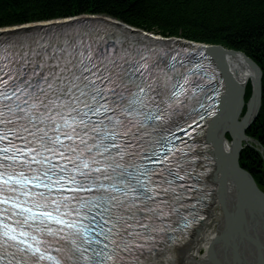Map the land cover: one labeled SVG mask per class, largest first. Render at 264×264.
I'll return each mask as SVG.
<instances>
[{
	"label": "snow or ice",
	"instance_id": "obj_1",
	"mask_svg": "<svg viewBox=\"0 0 264 264\" xmlns=\"http://www.w3.org/2000/svg\"><path fill=\"white\" fill-rule=\"evenodd\" d=\"M86 47L64 58L0 55V154L11 161L0 164V204L11 200L12 215L23 217L18 227L0 222L3 264H159L152 233L163 229L155 221L182 199L177 182L186 179L166 126L185 99H197L195 89L174 63L165 70L126 49ZM73 214L82 219H66ZM33 224L36 234L24 231ZM45 234L63 241L62 258L42 251L52 243Z\"/></svg>",
	"mask_w": 264,
	"mask_h": 264
},
{
	"label": "trees",
	"instance_id": "obj_2",
	"mask_svg": "<svg viewBox=\"0 0 264 264\" xmlns=\"http://www.w3.org/2000/svg\"><path fill=\"white\" fill-rule=\"evenodd\" d=\"M84 15L245 54L263 74L260 112L247 135L264 148V0H0V28ZM251 96L249 86L245 101ZM240 164L264 188L261 155L246 149Z\"/></svg>",
	"mask_w": 264,
	"mask_h": 264
},
{
	"label": "water",
	"instance_id": "obj_3",
	"mask_svg": "<svg viewBox=\"0 0 264 264\" xmlns=\"http://www.w3.org/2000/svg\"><path fill=\"white\" fill-rule=\"evenodd\" d=\"M24 29L25 28H21V30ZM148 37L152 38V36ZM244 57L254 65L255 69L253 100L249 108L236 120V122H232L233 140L225 144L229 159L227 160L226 157V161L223 160L227 172L224 192L225 168L219 181L221 206L218 212L220 219L218 238L207 252L194 264H235L232 260L231 249L234 257L236 255L238 258L235 257L236 261L239 260V257L243 256L242 262L240 259L238 264H250L249 261H253L254 264L264 263V188L262 192L258 188L253 176L241 168L239 164L241 145H251L253 143V140L249 138L246 140L244 133L246 132V126L250 125L255 120L260 108L261 89H259V87L261 86L260 78L262 73L251 60L246 56ZM252 145H256V143ZM221 150L226 156L224 147H222ZM255 221L257 224V231L254 232L253 225ZM260 224L262 226H260ZM254 236L258 240L259 248L256 247L257 240H253ZM245 240L247 241L245 242ZM250 242L256 246H252ZM223 251L225 252L227 260L224 257ZM227 253H230V259ZM240 254L241 256H239ZM260 260L262 261L261 263Z\"/></svg>",
	"mask_w": 264,
	"mask_h": 264
},
{
	"label": "bare ground",
	"instance_id": "obj_4",
	"mask_svg": "<svg viewBox=\"0 0 264 264\" xmlns=\"http://www.w3.org/2000/svg\"><path fill=\"white\" fill-rule=\"evenodd\" d=\"M66 22V21H65ZM46 26V25H40ZM33 27V25H32ZM31 27V28H32ZM34 28V27H33ZM11 31H14L11 29ZM25 32H28V30ZM158 38V37H157ZM239 53V54H238ZM237 54L233 51H226L225 52V65L228 68V71L231 70L232 79L236 82L235 85L238 87L235 91V99L231 103V108L233 111L235 110V114L232 117L229 114V111L226 112L223 116L222 124H218L216 126V132L213 134V142L216 144L217 139L220 142V158L222 161H219L217 164L214 165L215 174L213 175V181L215 183V193L211 198L209 204V208L207 210V216L205 220H203L198 228L192 233V235L185 240V242L180 246L178 249L167 250L165 254L161 256L163 264H194L197 262L206 252L207 250L214 244V242L218 238V231L220 226V219H219V208L221 206V192H220V178L224 172V166L226 161L229 159V155L226 149L225 144L230 142L232 139H228L229 135V127L230 121L232 118H235V121L249 108L252 98L248 101V103L243 104L241 114L236 115L238 109L241 105V97L242 93L244 92V88L246 89V85L249 81L253 82L254 86V65L248 62L242 53L238 52ZM238 84L240 86H238ZM254 93V92H253ZM244 100V97H243ZM250 125L246 126L248 128ZM233 134V131H232ZM248 145V144H243ZM224 147L225 154H223L221 148ZM216 148H212L211 152L215 154ZM224 160V161H223ZM226 168H225V176H224V184H223V192L225 189L226 183Z\"/></svg>",
	"mask_w": 264,
	"mask_h": 264
}]
</instances>
